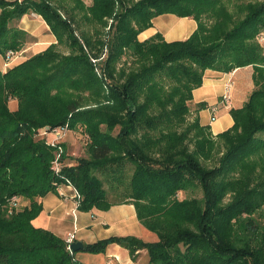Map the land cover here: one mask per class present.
<instances>
[{
	"label": "trees",
	"instance_id": "1",
	"mask_svg": "<svg viewBox=\"0 0 264 264\" xmlns=\"http://www.w3.org/2000/svg\"><path fill=\"white\" fill-rule=\"evenodd\" d=\"M232 4L0 0V57L31 39L11 25L29 13L57 40L0 68V264H82L65 239L33 224L41 200L67 181L80 194L79 211L133 204L158 238L112 237L86 245V253L117 244L134 258L145 251L149 264H264V226L255 218L264 209V0ZM76 12L92 34H78ZM162 15L191 17L198 27L185 41L167 42L160 33L140 41ZM127 56L136 65L129 72L118 67ZM250 66L254 90L242 108L230 109L233 126L214 136L198 116L207 104L190 107L194 90L207 70ZM43 129L82 130L87 158L62 163L57 174L53 162L66 145H50ZM198 190L201 197L190 196ZM14 196L21 203L12 207Z\"/></svg>",
	"mask_w": 264,
	"mask_h": 264
},
{
	"label": "crops",
	"instance_id": "2",
	"mask_svg": "<svg viewBox=\"0 0 264 264\" xmlns=\"http://www.w3.org/2000/svg\"><path fill=\"white\" fill-rule=\"evenodd\" d=\"M32 14L25 15L19 22V28L27 33H34L35 29L42 25L49 30L48 25L42 17V22L36 23L31 20ZM197 22L191 18H179L175 15H162L153 20V27L142 32L139 36L140 41H145L155 34H162L167 42L185 41L197 29ZM50 39V38H49ZM53 39L54 35H53ZM57 41V40H54ZM0 68L4 59L0 57ZM253 67L236 69L231 73H221L214 70H207L204 75L203 85L194 90L193 100L190 107L195 110L200 103H206L207 108L200 111L198 116L200 123L209 126L214 136L230 129L233 118L230 109H239L244 106L254 90ZM232 82L229 94L232 98L230 109L221 108L216 120L212 121L211 106L219 104L227 91V85ZM64 191L72 196L70 189ZM43 211L34 220L36 227L48 230L56 236L66 239L69 232L77 228V240L85 248L86 245L112 237L133 236L146 242L157 241V236L144 227L137 217L136 208L133 204L124 203L112 206L108 211L93 209L89 212L77 210V220H74L73 211L75 203L73 199L64 200L58 193H50L42 200ZM75 258L82 264H149L148 255L145 251L138 252L136 257H132L130 252L117 245L112 244L104 254H89L84 250L75 253Z\"/></svg>",
	"mask_w": 264,
	"mask_h": 264
},
{
	"label": "rangeland",
	"instance_id": "3",
	"mask_svg": "<svg viewBox=\"0 0 264 264\" xmlns=\"http://www.w3.org/2000/svg\"><path fill=\"white\" fill-rule=\"evenodd\" d=\"M10 1H12V0H10ZM59 1L60 0H53V3L58 5ZM62 1L65 4L70 5L71 7L74 6V0H62ZM82 1L86 6H91L93 3V0H82ZM128 1L129 2H138L139 0H128ZM243 1H245V2H247V1L262 2L263 0H233V4L230 6V10H234L235 6L237 4L243 2ZM29 14L33 15L30 17L31 20H35L36 23L42 22L41 18L34 17L37 14H35V13H29ZM76 14H77V16H76L77 20L76 21H78V23H77L78 34H81V32H87V33L92 34L93 30H94L93 26L88 25L86 22H84L82 20L83 13L76 12ZM110 22H111V20H109V24H110ZM11 25L19 27L18 26L19 23L12 22ZM101 30H103V29H101ZM105 31L107 32L108 29L103 30V32H105ZM30 36H31V39L27 41V43L24 45L23 49L18 51V52L13 53L14 57L11 61L10 67L17 65V64H20V63L26 61L27 59L44 52L47 48H49L53 44H57V41H54V40H56L55 36H54L55 39H53V34L47 28L45 29V27L43 25L41 27L36 28L33 34L30 33ZM154 36H152V37H154ZM152 37H150V38H152ZM57 51L61 54H65V55H67L69 53V50L66 47H60L59 46ZM8 53H10V52H8ZM6 57H7V55L5 57H3L4 63L1 67L3 71L6 70V67H5ZM96 61L97 60H94V62H96ZM0 63H1V61H0ZM132 63H133V59L129 58L127 56V57L123 58L122 62L118 65V67H119V69L125 67L127 72H129L131 69L136 67V65H131ZM117 72H119V70H117ZM231 84H232V82H231ZM10 108L12 110H15L17 108V103L14 101L11 102ZM193 119H194V116L190 115L189 120L192 121ZM103 129H105L104 126H103ZM43 130L45 131V129H43ZM46 132L48 133L49 131L46 130ZM117 132H118V129H116L114 131V135H116ZM64 134L65 135L63 136V139L60 142H62V144H65L66 148H65V150L61 156V163L67 164V165L68 164L76 165L77 160L79 158H87V156H88L87 146L89 143V137L84 132H82V130H80V129L70 130V131L65 132ZM52 135L51 134L48 135L49 141H52L54 139V135L53 136ZM222 152H223V148L217 150V154L215 155L214 160L210 163L211 165H215V161L218 160V158H220V156L222 155ZM129 172H128V175L131 176L132 173L129 174ZM105 187L108 190L110 189L109 185H107V184ZM190 196H194V197L199 198L202 196V192H201V190H198V191L194 192L193 194H190ZM228 201L229 200H227L226 202H228ZM255 218L257 219L258 224H260L261 226H264V209H263V211L256 214Z\"/></svg>",
	"mask_w": 264,
	"mask_h": 264
},
{
	"label": "built area",
	"instance_id": "4",
	"mask_svg": "<svg viewBox=\"0 0 264 264\" xmlns=\"http://www.w3.org/2000/svg\"><path fill=\"white\" fill-rule=\"evenodd\" d=\"M260 41L264 44V36H261L260 37ZM14 52H10L7 54V57H6V63H5V67L6 69L10 67L11 65V61L14 57L13 55ZM230 88H231V81L228 83L227 85V91H226V94L223 95L222 97V100L220 102V104L218 105H215V106H212L211 107V112H212V121H215L216 120V117L219 113V111L221 110V108H227V109H230L231 108V105H232V98L229 94V91H230ZM49 131L48 133L46 132ZM68 130H64V129H54L53 131H50L49 129H45L41 131V134L43 136H47V138L49 137L48 135L49 134H53L54 135V139L52 141H49V144L52 145V146H56V145H59V144H62V139H63V136L65 135L64 133L67 132ZM48 134V135H47ZM52 135V136H53ZM62 153H63V149L60 148V151H59V154L57 155L55 161L53 162V170L58 174L61 172L62 170V163H61V156H62ZM70 165V164H69ZM64 188H67V189H70L71 192L73 193L72 196H69L65 191H64ZM57 193L64 199V200H69L70 198L73 199L74 203H75V209L73 211V217H74V220L76 221L77 220V215H76V211L78 210V203L77 201L80 199V194L78 192V190L72 185V183H70L69 181H67L65 184H61V185H58L57 187ZM21 203V199L18 197V196H14L11 198L10 200V204L12 207L14 206H18L19 204ZM77 228L74 227V230L69 232L66 236V244H67V248L68 250L72 253V250H71V245L73 243L76 242L77 240Z\"/></svg>",
	"mask_w": 264,
	"mask_h": 264
},
{
	"label": "water",
	"instance_id": "5",
	"mask_svg": "<svg viewBox=\"0 0 264 264\" xmlns=\"http://www.w3.org/2000/svg\"><path fill=\"white\" fill-rule=\"evenodd\" d=\"M72 253H76L78 251L84 250V246L81 242H75L71 245Z\"/></svg>",
	"mask_w": 264,
	"mask_h": 264
}]
</instances>
